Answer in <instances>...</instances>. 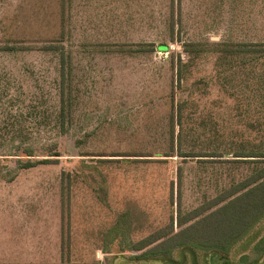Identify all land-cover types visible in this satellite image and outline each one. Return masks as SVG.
<instances>
[{"label":"rangeland","instance_id":"rangeland-1","mask_svg":"<svg viewBox=\"0 0 264 264\" xmlns=\"http://www.w3.org/2000/svg\"><path fill=\"white\" fill-rule=\"evenodd\" d=\"M62 1L0 0V47L41 46L65 29L78 88L60 133L57 55L0 50V262L222 264L192 247L139 258L132 245L173 219L177 231L179 207L197 208L262 165L235 155L264 149V58L241 65L221 50L264 42V0H181L176 41L171 0H66L65 17ZM148 43L169 49L112 51ZM29 158L57 161L21 167ZM224 258L264 264V218Z\"/></svg>","mask_w":264,"mask_h":264},{"label":"trees","instance_id":"trees-1","mask_svg":"<svg viewBox=\"0 0 264 264\" xmlns=\"http://www.w3.org/2000/svg\"><path fill=\"white\" fill-rule=\"evenodd\" d=\"M63 15L65 17L66 0L62 1ZM169 33L172 41L179 40L182 34L181 0H171V11L168 19ZM67 32L62 31V39L49 41L41 46H2L0 50L15 49H38L47 53L57 55L59 59L58 89L60 97V108L56 115L55 124L60 133H67L75 116V107L78 101V88L76 85L77 72L74 62V54L64 43ZM139 48L125 49L124 46L114 48V52H139L160 49L167 51L168 44H160L155 47L148 43L147 46L140 45ZM188 51H193V43H188ZM118 47V45L116 46ZM147 47V48H146ZM195 49V48H194ZM222 58L234 59L241 65L255 63L264 58V42H233L222 47ZM185 60L179 56L175 67L177 70L178 86L183 82V74L186 66ZM230 67L234 62L230 61ZM182 107L178 106L171 117V137L173 147L175 144L176 123L181 120ZM177 118V119H176ZM181 139L178 135V143ZM54 144L50 148L55 149ZM33 156L34 154H26ZM52 156H60L57 152ZM195 156H199L196 154ZM236 157H249L262 165L255 168L250 176L235 182L217 196L209 199L197 208L183 212L179 207L176 231L173 222L165 228L133 243L132 249L137 252L139 258L171 256L176 249L192 247L195 250H204L208 253L220 254L222 264H231L224 258L245 235H247L264 218V149L250 152H237ZM56 158H44L41 160H20L23 168L34 167L40 163H52ZM0 264H102L99 262H71L61 261L56 263L42 262H0Z\"/></svg>","mask_w":264,"mask_h":264}]
</instances>
